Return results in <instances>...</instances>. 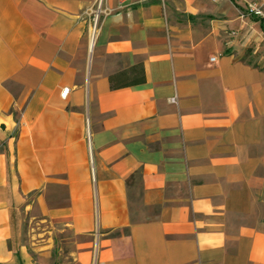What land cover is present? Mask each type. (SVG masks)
<instances>
[{
  "label": "crops",
  "instance_id": "obj_1",
  "mask_svg": "<svg viewBox=\"0 0 264 264\" xmlns=\"http://www.w3.org/2000/svg\"><path fill=\"white\" fill-rule=\"evenodd\" d=\"M98 1L0 0V264H264V0Z\"/></svg>",
  "mask_w": 264,
  "mask_h": 264
},
{
  "label": "built area",
  "instance_id": "obj_2",
  "mask_svg": "<svg viewBox=\"0 0 264 264\" xmlns=\"http://www.w3.org/2000/svg\"><path fill=\"white\" fill-rule=\"evenodd\" d=\"M100 0L98 1V5H99ZM262 5L258 4V2L256 1H250L245 5L244 8V12L249 14V15H253L255 17H257L258 19H261V23L263 25L264 28V10L261 7ZM97 19H98V15L95 14V16L93 17L92 20V28H91V36L92 38L94 37L95 33H96V28H97ZM68 92V88H64L61 91V96L65 97L66 93ZM171 101H175V97H171L170 98Z\"/></svg>",
  "mask_w": 264,
  "mask_h": 264
},
{
  "label": "rangeland",
  "instance_id": "obj_3",
  "mask_svg": "<svg viewBox=\"0 0 264 264\" xmlns=\"http://www.w3.org/2000/svg\"><path fill=\"white\" fill-rule=\"evenodd\" d=\"M35 223L33 222H24V227L25 230H31V231H35ZM75 238L74 237H67L64 239H59L57 238L56 240H54L55 242L52 244V247H60L62 246V248L60 249L59 252H57L58 248L54 249V253L52 255H54L55 257H59L61 256L62 253L67 252L66 250V246L69 245L70 241H73ZM50 241V240H49ZM52 243V241H50Z\"/></svg>",
  "mask_w": 264,
  "mask_h": 264
},
{
  "label": "trees",
  "instance_id": "obj_4",
  "mask_svg": "<svg viewBox=\"0 0 264 264\" xmlns=\"http://www.w3.org/2000/svg\"><path fill=\"white\" fill-rule=\"evenodd\" d=\"M263 30H264V28H263Z\"/></svg>",
  "mask_w": 264,
  "mask_h": 264
},
{
  "label": "bare ground",
  "instance_id": "obj_5",
  "mask_svg": "<svg viewBox=\"0 0 264 264\" xmlns=\"http://www.w3.org/2000/svg\"><path fill=\"white\" fill-rule=\"evenodd\" d=\"M91 48V47H90Z\"/></svg>",
  "mask_w": 264,
  "mask_h": 264
}]
</instances>
